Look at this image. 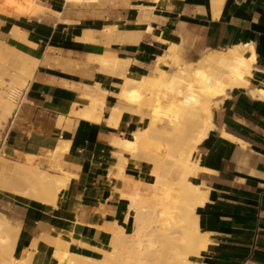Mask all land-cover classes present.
<instances>
[{
	"label": "crops",
	"instance_id": "obj_1",
	"mask_svg": "<svg viewBox=\"0 0 264 264\" xmlns=\"http://www.w3.org/2000/svg\"><path fill=\"white\" fill-rule=\"evenodd\" d=\"M63 1L59 20L24 26L25 41L45 51L36 49L37 54L30 55L38 59V65L22 93L26 101L10 120L0 144L3 154L12 158L53 150L59 142L65 146L59 164L71 176L54 205L23 198L28 206L13 204L2 212L19 226L14 258L36 241L32 264L56 263L54 247L48 241L55 230L70 233V251L85 255L101 246L107 226L113 222L126 232L132 229L129 201L121 196L122 177L151 181V164L120 150L125 156L120 173L112 141L130 138L143 128L126 111L116 127L106 124L111 106L119 103L116 93L126 71L146 74L156 65V58L165 54L169 42L178 51L182 45L191 56L204 49L250 45L257 68L250 81L264 87V0H223L216 13L211 0H160L154 11L142 10L147 22L138 24L129 10L122 19L117 18L116 22L129 26H112L121 34L108 47L99 43L106 28H101L102 15L96 8L88 9L97 1L70 5ZM89 31L92 40L84 39ZM134 32L138 38L132 36ZM103 55L118 59L116 67L109 68L111 72H104L96 59ZM82 96L102 99L103 110L82 115L88 104ZM212 118L215 127L198 143L194 154L202 158L206 171L191 176V182L205 192L196 216L209 244L199 261L264 264V97L252 98L233 89Z\"/></svg>",
	"mask_w": 264,
	"mask_h": 264
},
{
	"label": "bare ground",
	"instance_id": "obj_2",
	"mask_svg": "<svg viewBox=\"0 0 264 264\" xmlns=\"http://www.w3.org/2000/svg\"><path fill=\"white\" fill-rule=\"evenodd\" d=\"M80 1L82 0H66L68 5ZM159 1L152 2L157 4ZM222 1L211 0L215 13ZM6 7L32 14L37 4L32 0H0V12L4 13ZM104 31L108 34L114 33L116 38L121 34L115 27ZM21 33L15 30L12 35ZM134 33H131L132 36L137 35L135 37L138 38V34ZM126 34L132 37L130 33ZM21 35L25 39V34ZM79 39H82V36ZM84 39H93L90 31L84 34ZM7 51L14 55V63L13 68H9L11 79L10 83L6 84L7 91L0 90V126L7 117L15 116L18 112L21 101L12 113L13 101L21 95V89L27 87L38 65V59L0 40V61L5 59ZM96 59L104 67L118 62L117 58L107 55ZM156 61L151 75H134L129 71L122 75L123 82L120 91L116 93L119 103L111 106L106 124L116 127L124 110L143 102V91L149 90L153 103L147 116V126L136 131L130 138L116 137L112 141V146L117 148L118 169L121 173V164L125 161V156L119 148L134 151L137 136L147 138L149 134H162L173 138L185 126L187 119H194L195 125L185 139L182 149L176 155H170L173 160L171 163L175 162L180 167V176L177 180L171 181L166 177L169 170L160 174L158 168L153 167L150 170L151 181H130L122 177L124 183L121 196L129 201L127 215H132V230L126 232L116 222L108 225L106 240L100 247L93 248L101 253L100 258L69 251L70 233L64 229L55 230L48 241L54 247L53 257L56 263L201 264L199 256L206 250L209 242L207 234L198 226L196 209L203 204L205 192L189 178L198 171L206 170L201 164L202 158L195 157L194 151L207 132L215 127L212 107L221 103L229 91L238 89L252 98H263L264 87L262 84L253 85L250 81L256 69V56L250 45H239L224 51L210 50L200 61L194 63L183 62L179 57L178 46L169 42L165 54L157 57ZM175 62L177 63L175 73L166 78V70L160 65L166 66ZM3 63L0 62L1 67H5ZM122 63L128 65L127 60H123ZM1 75L0 71V87L3 83ZM82 97L88 101L82 115L103 110L102 99ZM161 101H166L167 104L163 105ZM163 123L166 126H163ZM222 135L231 137L226 133ZM63 150L65 146L56 145L55 149L49 151L47 161L56 170L55 173L41 170L35 162L36 155L30 157L24 154L25 162L14 161L11 164L1 159V156L0 190L11 191L33 201L45 203L47 207L54 205L56 197L66 187L71 176L63 171L59 164V156ZM163 222L169 223L170 227L177 226V229L166 231ZM18 231L19 226L0 212V264H32L34 253L32 250L36 248V241L30 245L31 249L23 251L21 257L14 258ZM82 246L85 244L82 243Z\"/></svg>",
	"mask_w": 264,
	"mask_h": 264
},
{
	"label": "rangeland",
	"instance_id": "obj_3",
	"mask_svg": "<svg viewBox=\"0 0 264 264\" xmlns=\"http://www.w3.org/2000/svg\"><path fill=\"white\" fill-rule=\"evenodd\" d=\"M32 1L34 3H38L40 6V10L38 11V7H37L35 12L32 14L30 12H25L24 10L15 9L12 7H6L4 13L0 12V40L8 44L10 47L22 53H25L27 55L29 54V56L36 55L37 54L36 49L40 50L41 53H43L45 49L37 48L36 46H30V44H28L25 41V39L23 38V35H21L25 33L24 31L25 24L33 23V24L42 25V24H48L55 19L59 20L60 10H61L60 8L64 2L63 0H32ZM96 1L97 2L95 3V5L89 6L88 9L96 8L99 11V15H102V26H101L102 29L105 27H106L105 29H111V27L114 25H116L118 29L127 28L129 25L119 24V22H116L117 21L116 19L117 18L122 19V17H124V14L128 10L130 12L135 13L136 18H137L136 22L138 24H141L145 21L147 22L148 18H144L142 16V10L148 9L150 11L151 10L154 11L157 5L156 3L152 2V0H96ZM56 4L58 7H54ZM79 6H82V5H79ZM64 7L69 8V6L67 7V5H65ZM74 8L77 9V7H74ZM117 28L115 27L116 30ZM15 30H18L22 33L19 35L16 34V36H14L12 35V33ZM104 30L101 32V35L103 38L102 37L99 38V43H101L104 47H108V45L114 42L112 41V39H115L116 37H114L115 36L114 33L109 32L108 34V32H105ZM210 50L220 51L222 49H204L203 51H200L197 56H191L187 54L183 46L180 45L178 53H179V57L182 59L183 62L197 63L198 61L201 60L204 54L208 53ZM7 52L8 53L5 59L0 61L2 63L4 62L3 64L5 65V67L2 66L3 69L0 66V71L2 73L1 77L3 80L2 86L0 87L1 91L2 90L7 91L6 89L8 86L6 84H9L10 79H11L9 68H13L12 63H14V60H13L14 55L10 51H7ZM42 63L45 64L44 62ZM176 64H177L176 62L169 63L168 65L163 67L166 70V78L172 76L175 73L176 67H177ZM116 65L117 64H114L108 67L102 66V68L104 72H111L109 68H114L116 67ZM255 67H256V64H255ZM151 72H152V69H149L147 73L144 75H151L152 74ZM24 89L25 87L21 89V93H20L21 95H19V97L13 101L12 113L14 112L16 105L18 104L19 101H22L20 102V104L26 101L22 95ZM118 89H119V86H118ZM143 95H144L143 102L132 105L124 110L126 111L125 113H129L135 118V120L137 121L139 126H141V128H144L147 126V116L149 114L151 105L153 103V98L151 97L149 90H144ZM221 103H219L217 106L212 107L214 113L219 110ZM161 104L166 105L167 102L161 101ZM12 117H13L12 115L10 117H7L6 120H4V123H2V125L0 126V144L2 142L5 132L8 129V126L10 125V120L12 119ZM194 125H195L194 119H187L185 121V126L179 131V134L173 138L172 137L169 138V136L167 137L162 134H149L147 138L137 136L134 151L125 149V148H119V150L126 151L124 152V154H128L131 157L141 159L151 164V168L157 167L158 172L160 174H164L165 171L169 170L166 175L167 179L171 181L177 180L180 176V167L175 162L171 163V161L173 160L170 155L171 154L176 155L182 149L184 145V141L186 138H188ZM163 126H166V125L163 123ZM132 135L134 134L132 133ZM61 143L62 142H59L57 145ZM49 151L51 150L41 149L38 153H35L36 155L35 162L38 163L39 168L41 170H44L49 173H55L56 170L47 161L48 156L50 155ZM195 151H194V154H195ZM28 156L34 157V155H28ZM0 157L1 159H4L6 162L10 164L11 162L13 163L14 161L18 163L26 161V158L22 155L17 158H12L8 156L7 154L3 155V150H0ZM189 179L191 180V177ZM20 183L22 184V182ZM23 198L24 200L31 201L29 200L30 198H26L24 196L14 194L11 191H1L0 190V212L1 214L2 212L6 213V211L10 210V207L13 204L18 205V206H24V205L28 206L27 203L23 202L22 200ZM37 204L39 203L37 202ZM168 224L169 223L167 222L165 223L163 222V226L165 227L164 229L166 231L177 229V226L170 227V224H169V227H170L169 229ZM130 231H127V232H130ZM68 250H69V245H68ZM85 255L91 256L94 258L101 257V253L97 250L95 251V249L93 248H92L91 253L85 254Z\"/></svg>",
	"mask_w": 264,
	"mask_h": 264
},
{
	"label": "built area",
	"instance_id": "obj_4",
	"mask_svg": "<svg viewBox=\"0 0 264 264\" xmlns=\"http://www.w3.org/2000/svg\"><path fill=\"white\" fill-rule=\"evenodd\" d=\"M4 155V154H3Z\"/></svg>",
	"mask_w": 264,
	"mask_h": 264
}]
</instances>
